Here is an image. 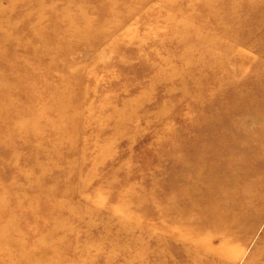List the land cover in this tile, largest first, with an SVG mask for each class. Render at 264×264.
Returning <instances> with one entry per match:
<instances>
[{"label": "rangeland", "instance_id": "obj_1", "mask_svg": "<svg viewBox=\"0 0 264 264\" xmlns=\"http://www.w3.org/2000/svg\"><path fill=\"white\" fill-rule=\"evenodd\" d=\"M249 84L264 0H0V264H264L260 168L218 160ZM200 180L230 233L176 223Z\"/></svg>", "mask_w": 264, "mask_h": 264}, {"label": "bare ground", "instance_id": "obj_2", "mask_svg": "<svg viewBox=\"0 0 264 264\" xmlns=\"http://www.w3.org/2000/svg\"><path fill=\"white\" fill-rule=\"evenodd\" d=\"M1 88V87H0ZM258 89L254 88L252 90L251 85H247L245 89H243L240 95H237L236 101L232 103L233 106V114L229 117L228 121L233 125H238L240 122L239 132H234L232 135L226 134L224 135L225 144L224 148H219V162H222L225 158H231V161L234 162L233 166L236 168H244L242 162H247V164H253L254 166L260 168L254 175L261 176V182L264 183V139L261 138L264 134L263 128H258L257 133H244L246 125L251 124L252 129L258 127V123L264 121V95L260 93H255ZM51 118V117H49ZM48 118V119H49ZM250 127V128H251ZM262 134V135H261ZM259 159V160H258ZM217 168H211L209 170L208 179L206 182L209 184L212 183L213 180H218L220 176H223L226 172L232 171L231 166L228 167L223 163H217ZM220 167V168H219ZM262 169V170H261ZM250 173H253L248 169ZM234 178V176H233ZM204 180H200L192 186V190L190 191L191 195L188 192V196L184 193V201L183 207H179L180 221H176L181 231H185V225L182 224L181 219L183 220L187 216L191 215L192 213L199 211L206 213V220L209 222H213L216 225H221L220 227L223 228V235L228 234L231 232V227L227 225V217L223 215L220 211H217L216 204L218 199L220 198L212 189L208 188V185ZM234 182L228 181L223 183L224 187L218 185L221 189H231L234 193L237 192L236 187L232 186ZM248 183V182H247ZM261 187V184H260ZM238 195V194H237ZM235 209H231L229 212L235 217L238 218L237 212L234 211ZM217 211V212H216ZM188 230V228H187ZM186 230V231H187ZM191 233H183L178 234L179 240L188 241L190 239L189 235ZM44 241V240H43ZM146 251H150L153 255L158 254V256L153 257V262L151 264H164L163 258L164 256H160L161 253L157 252V248H149L146 247ZM263 250H260L259 254H262ZM40 252V251H39ZM198 252L185 249L183 255L186 257L190 256L197 260V264H204L203 256L198 255ZM38 257V256H37ZM239 260V258H238ZM28 263V262H27ZM247 262L246 264H248ZM125 264H150L149 260H143L142 257H135V259L126 262Z\"/></svg>", "mask_w": 264, "mask_h": 264}]
</instances>
